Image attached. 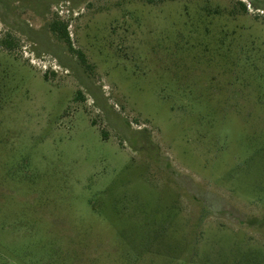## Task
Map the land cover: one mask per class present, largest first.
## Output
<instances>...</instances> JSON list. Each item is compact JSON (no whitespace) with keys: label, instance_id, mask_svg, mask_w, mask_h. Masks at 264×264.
<instances>
[{"label":"rangeland","instance_id":"1","mask_svg":"<svg viewBox=\"0 0 264 264\" xmlns=\"http://www.w3.org/2000/svg\"><path fill=\"white\" fill-rule=\"evenodd\" d=\"M0 264H264V0H0Z\"/></svg>","mask_w":264,"mask_h":264},{"label":"trees","instance_id":"2","mask_svg":"<svg viewBox=\"0 0 264 264\" xmlns=\"http://www.w3.org/2000/svg\"><path fill=\"white\" fill-rule=\"evenodd\" d=\"M241 5H242L243 9H245V6L243 4H241ZM49 30L53 36H55L62 43H65L68 46V48L70 49V51H72L66 24L60 23L56 20H53L52 23L49 25ZM78 56H79L81 62L85 65V61L82 58V55L79 53Z\"/></svg>","mask_w":264,"mask_h":264}]
</instances>
